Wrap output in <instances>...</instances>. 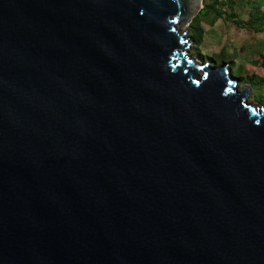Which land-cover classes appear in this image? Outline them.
Returning a JSON list of instances; mask_svg holds the SVG:
<instances>
[{
  "label": "water",
  "instance_id": "water-1",
  "mask_svg": "<svg viewBox=\"0 0 264 264\" xmlns=\"http://www.w3.org/2000/svg\"><path fill=\"white\" fill-rule=\"evenodd\" d=\"M200 7L0 0V264H264V102Z\"/></svg>",
  "mask_w": 264,
  "mask_h": 264
},
{
  "label": "rangeland",
  "instance_id": "rangeland-1",
  "mask_svg": "<svg viewBox=\"0 0 264 264\" xmlns=\"http://www.w3.org/2000/svg\"><path fill=\"white\" fill-rule=\"evenodd\" d=\"M206 2L210 1L201 0L200 8ZM218 6L222 10L233 12L234 20L240 21L237 23L225 14L218 16L207 11L196 20L199 38L193 41L188 33L192 30L190 21L195 13L186 23L188 28L184 33V37L190 39L187 54L195 56L201 62L207 61L211 66L226 64L230 75L236 78L237 89H240L245 84V75L255 73L264 78V0H232V11L229 4ZM247 20L252 25L245 24ZM263 80L257 79L255 86L249 85L248 102H264L258 100L259 96L264 95V86L261 85Z\"/></svg>",
  "mask_w": 264,
  "mask_h": 264
},
{
  "label": "trees",
  "instance_id": "trees-1",
  "mask_svg": "<svg viewBox=\"0 0 264 264\" xmlns=\"http://www.w3.org/2000/svg\"><path fill=\"white\" fill-rule=\"evenodd\" d=\"M210 2H206L204 4V6L202 8H200L196 14L193 16L192 20L190 21L191 23V28L192 30H190V32L188 33V35L193 39V41H197V39L199 38V27L197 25V18H200L202 16H204V13H206L207 11H212L214 12L216 15L220 16L221 14H225L227 18H233L234 20V16L235 14L233 12H227L225 10H222V8H219L218 4H229L230 5V11H232L231 9V1L232 0H209ZM237 23L240 20H234ZM245 24L248 25H252L251 22L249 20L244 22ZM222 62H224V60H220ZM257 79H264L262 78V76H259V74H255V73H250L248 75H245L243 77L244 83L250 85V86H255L257 84ZM264 86V80L262 81V84ZM264 95L259 96V101H264ZM263 98V99H262Z\"/></svg>",
  "mask_w": 264,
  "mask_h": 264
}]
</instances>
